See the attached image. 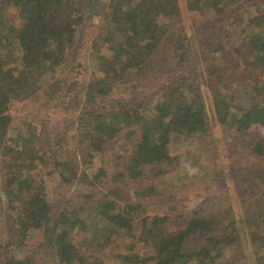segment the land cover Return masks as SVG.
I'll list each match as a JSON object with an SVG mask.
<instances>
[{"label":"trees","instance_id":"trees-1","mask_svg":"<svg viewBox=\"0 0 264 264\" xmlns=\"http://www.w3.org/2000/svg\"><path fill=\"white\" fill-rule=\"evenodd\" d=\"M186 1L200 25L209 18L214 28H224L220 40L203 52L206 76L173 81L161 89L159 99L145 104L109 107L105 100L116 88L156 72L158 54L168 56L174 70L189 63L195 40L187 34L181 0H0V154L10 211L0 264H35L32 255L40 251L31 248L28 237L37 230L44 233L40 249L60 264H264V167L234 172L244 186L243 218L228 202L214 211L196 212L184 228L168 233V216H146L137 226L140 205L120 206L118 201L124 185L142 176L144 165L179 164L184 157L176 151L181 138L206 134L211 108L227 129L264 127V0L247 3L246 14L231 11L243 0ZM96 5L104 12L91 44L93 78L68 94L76 85L63 69L70 65L78 29ZM44 87V101L67 97L78 124L76 143L64 136L46 140L27 121L14 126L10 110ZM131 138L136 142L124 167L107 178L110 187L102 198L76 193L84 202L53 201L50 186L56 178L67 185H95L107 171L100 168L92 175L81 163L94 164L113 139ZM253 152L264 158V138ZM75 229L87 250L104 252L117 248L120 238H136L153 252L146 257L133 253L130 241L128 252L90 260L72 240ZM195 235L203 244L187 251L185 244ZM246 243L255 250V262L222 258L226 249Z\"/></svg>","mask_w":264,"mask_h":264},{"label":"rangeland","instance_id":"rangeland-1","mask_svg":"<svg viewBox=\"0 0 264 264\" xmlns=\"http://www.w3.org/2000/svg\"><path fill=\"white\" fill-rule=\"evenodd\" d=\"M105 1L107 0H101V2ZM249 2L251 0L241 1L231 9L232 13L236 14L241 11H244L245 14L248 13L249 5L247 3ZM181 4L187 34L191 40H195L189 63L174 70V65L169 61V57L164 53L158 54L154 57L157 66L156 72L148 74L145 79H137L133 83L116 88L105 100L109 107L122 104L127 106L145 104L152 97H154L153 101L159 99L161 89L173 81L206 76L203 52L220 40L224 34V28L222 26L219 29L214 28L209 18L200 25L202 20H198V16L195 14L189 13L187 1L181 0ZM96 11L100 12V15ZM103 12L100 10V5H96L95 11L89 15L88 22L78 29L77 43L69 54L70 65L63 69L64 74L70 75L71 79L75 81V88H81L83 83L86 84L93 78L91 44L97 35V27L102 20ZM198 28H201V32ZM196 33H200L201 36L197 35L195 39ZM71 87L68 89V94H75L77 88ZM206 88L203 87V90L208 95ZM240 89L241 87L238 90ZM43 90L45 87L38 89L31 98L16 104L10 110L14 126L27 121L44 132L46 140L64 136V138L73 139L75 142L79 136L78 124L74 122V116L70 113L72 110L67 103V97L58 100L48 97L49 100L44 101L42 100L43 96H40V92ZM238 94L244 97L243 93ZM209 101L207 97L208 104ZM38 107H40L39 114H37ZM209 115L210 129L206 134L181 138L176 151L184 157L179 164L174 167L169 164L144 165L142 176L124 185V190L127 193L124 192V197H119L118 201H120V206H124L126 203L140 205L138 207L139 214L134 219L137 226L141 225L142 218L146 216H168L164 228L166 232L172 233L184 228L196 212L214 211L228 202L233 205L238 218H243L245 212L242 200L244 186L241 181L235 179L234 172L242 168L264 167V158L253 152L254 144L264 138V127L253 126L247 131L237 132L235 129H227L219 124L215 120L212 108L209 110ZM135 142L134 138L129 140L113 139L107 143L108 150L103 153L104 155H98L94 164L88 166L81 163L82 170L88 169L92 175H95L94 172L100 168L107 171L94 181L95 185H67L56 178L50 186V195L53 196V201L57 204L66 202V200L74 203L84 202L83 197L76 196V193L91 194L95 199L102 198L110 187L107 178L109 179L114 172L123 169L124 160ZM66 148L69 150L71 147L67 145ZM173 148L175 147L173 146ZM1 149L0 147V151ZM61 149L64 150V148ZM185 161L198 167L199 174L189 177L182 167V163ZM2 164L3 157L0 154V243H5L9 236L7 216L10 211L8 197L2 185ZM152 186L153 189H151ZM148 191L149 195L145 196ZM140 232V229L137 230L136 236ZM43 235L42 230H37L28 237V244L31 248L37 252L40 251L32 255L35 264H60L49 260L44 254V250L40 249ZM71 236L73 242L81 246L82 238L76 229L71 232ZM130 241L135 244L133 253L144 257L152 254L153 250L138 239L132 238ZM130 241L128 238H120L117 248H108L104 252L87 250L85 245H82L81 249L91 257L90 260L98 258L104 261L105 256L107 258L109 255L114 257L121 250L128 252L126 245ZM202 244L203 238L198 235L191 236L185 244V249L196 251ZM254 251L250 243H246L234 250L226 249L222 258L234 260L247 257L246 259L253 263L255 262ZM26 257L30 258V256Z\"/></svg>","mask_w":264,"mask_h":264},{"label":"clouds","instance_id":"clouds-1","mask_svg":"<svg viewBox=\"0 0 264 264\" xmlns=\"http://www.w3.org/2000/svg\"><path fill=\"white\" fill-rule=\"evenodd\" d=\"M182 167L186 170V173L189 177H192V176L199 174V168L194 166L190 162H187V161L183 162Z\"/></svg>","mask_w":264,"mask_h":264}]
</instances>
